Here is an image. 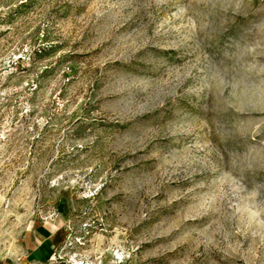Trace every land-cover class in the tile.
Wrapping results in <instances>:
<instances>
[{
    "label": "rangeland",
    "instance_id": "374dc122",
    "mask_svg": "<svg viewBox=\"0 0 264 264\" xmlns=\"http://www.w3.org/2000/svg\"><path fill=\"white\" fill-rule=\"evenodd\" d=\"M45 264H264V0H0V237Z\"/></svg>",
    "mask_w": 264,
    "mask_h": 264
},
{
    "label": "crops",
    "instance_id": "0c3cea01",
    "mask_svg": "<svg viewBox=\"0 0 264 264\" xmlns=\"http://www.w3.org/2000/svg\"><path fill=\"white\" fill-rule=\"evenodd\" d=\"M56 239L46 237L44 227L37 226L13 239L0 237V264H45L48 245Z\"/></svg>",
    "mask_w": 264,
    "mask_h": 264
}]
</instances>
